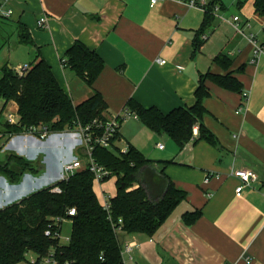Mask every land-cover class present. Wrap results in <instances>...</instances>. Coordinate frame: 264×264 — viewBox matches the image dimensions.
<instances>
[{"label": "crops", "instance_id": "1", "mask_svg": "<svg viewBox=\"0 0 264 264\" xmlns=\"http://www.w3.org/2000/svg\"><path fill=\"white\" fill-rule=\"evenodd\" d=\"M247 4L252 7L246 8ZM1 6L11 11L9 16L0 15V27L8 33L5 42L12 39L10 51L18 53L14 69L31 63L40 49L74 103L97 90L109 115L121 113L130 98L164 112L192 106L201 75L235 77L250 93L240 113L236 110L242 103L241 91L225 88L210 77L205 82L209 96L204 123L217 136V145L200 139L180 149L175 140L152 131L139 118L122 121L119 147L133 144L150 158L147 153L152 148L146 142H155L162 156L150 158L151 166L163 169L187 192L154 235L125 236L124 243L135 240L138 246L123 259L124 264H264V55L253 61L255 46L247 37L253 33L264 44V16L255 11L254 0L237 4L241 12L223 9L214 14L198 50L195 37L205 13L179 0H160L155 5L151 0H2ZM235 15L240 16L243 33L235 27ZM41 16L47 17L44 27L38 24ZM20 25L27 28L33 44L20 40ZM76 41L95 50L105 62L93 86L64 63L67 49ZM219 53L226 56L222 62L215 60ZM158 58L166 62L159 63ZM0 100L2 108L4 100ZM11 107L18 111L15 101ZM3 120L0 160L14 152L37 161L42 169L24 173L17 182L0 181V208L51 184L63 159L85 156L82 146L61 138V131L44 140L23 133L3 136ZM233 167L252 169L258 176L241 195L236 192L241 180L231 173ZM111 178L95 185L99 200L102 192L116 195V177ZM154 192H158L155 187ZM198 209L201 216L193 224L185 223L183 214ZM71 229L72 223L70 233ZM36 256L30 251L17 264H32Z\"/></svg>", "mask_w": 264, "mask_h": 264}, {"label": "trees", "instance_id": "2", "mask_svg": "<svg viewBox=\"0 0 264 264\" xmlns=\"http://www.w3.org/2000/svg\"><path fill=\"white\" fill-rule=\"evenodd\" d=\"M221 2L210 0L203 25L195 37L197 50L205 42L202 35L212 25L214 6L223 8ZM242 3L239 0L238 4ZM254 8L264 16V0H254ZM0 15L4 16L1 12ZM19 38L34 43L22 25ZM225 57L224 53H219L215 60L222 62ZM64 63L89 86L94 85L105 66L103 58L81 41L67 49ZM207 77L225 88L243 92L242 84L230 74L215 76L209 73L199 77L192 106H179L164 112L157 106L146 107L130 98L124 107H128L152 131L171 137L180 149L188 142L200 139L217 145V136L204 123L207 113L205 99L209 96L205 83ZM0 99L4 100L0 113L4 112L8 102L15 101L20 115L17 125L7 120L2 122L3 136L23 133L26 128L40 123L47 124L52 131L73 129L90 124L96 118H105L107 110V103L97 90L81 103H74L40 49L25 71L12 67L3 70ZM93 155L98 163L112 172L111 177H116L117 192L111 198L110 213L98 198L94 174L88 168L35 190L0 208V264L24 261L30 251L44 256L51 250H54L58 264H124L122 245L125 236L136 233L154 235L187 198V192L177 187L163 169H154L151 166L153 160L133 144L128 145L126 153L120 152L119 147L97 146ZM41 169L33 160L14 152L0 160V174L11 182L19 181L26 172L37 174ZM56 186L61 188L60 192L54 191ZM154 187L158 189L157 193ZM73 207L76 214L69 216L67 212ZM201 214L199 209L188 211L183 214V220L193 224ZM59 217H68L72 223L67 242L46 234L48 229L53 232L61 230L62 223L56 221Z\"/></svg>", "mask_w": 264, "mask_h": 264}, {"label": "built area", "instance_id": "3", "mask_svg": "<svg viewBox=\"0 0 264 264\" xmlns=\"http://www.w3.org/2000/svg\"><path fill=\"white\" fill-rule=\"evenodd\" d=\"M0 12H2L3 15L9 16L11 11H4L2 9L1 3L2 0H0ZM158 1L160 0H151V4L155 5ZM181 2H184L186 5L189 7L197 8L202 11L208 10V5L210 0H179ZM221 10L219 5L214 6L213 12L216 14ZM235 27L237 31L243 33L242 28L239 25V20L240 16L235 15L233 17ZM38 24L41 27H44L47 25V17L46 16H41L38 19ZM202 37L204 39L207 38V34H203ZM250 41L254 43V59L253 61L256 62L262 55H264V44L258 43V40L256 39L255 34L251 33L247 36ZM159 63H165L166 60L164 59H157ZM28 68V64L22 65L19 70L25 71ZM242 103L241 105L237 108L236 113H240L243 110V106L248 103L250 93L247 90H244L242 92ZM5 118L8 123L17 125L19 124L20 121V115L18 111H14L13 109L10 110L9 113L5 114ZM135 117L138 118L136 114L130 112L128 107H124L121 113L118 114H112L110 116H106L105 118H96L94 119L90 124L87 125H79L73 129H68V130H63L61 131V138L62 139H67L70 138L75 141V144L78 146H82L85 151V157H87V160L85 161L84 159H81L79 156H73L72 158L68 159H63L62 161V166L60 173L58 177L52 182H56L59 180H65L69 178L71 175L74 173L82 170V169H90V171L93 172L94 174V180L96 184H101L102 182L106 181L109 179L112 175V172L105 167L104 165H101L100 163L97 162L93 155V151L95 147L100 146L108 149H113L115 147H119L118 141L119 139V133H120V126L123 120L129 117ZM195 132H197V128L195 127ZM53 131L50 129V127L45 124V123H40L39 125H32L28 128H26L23 131V134L25 136L28 135H34L37 136L39 139L44 140ZM158 147L161 149L164 148L163 143H158ZM120 152L126 153L128 151V145H124L119 147ZM231 173L237 177L240 178L241 184L236 188L237 195H241V192L243 188L246 185H249V183L252 180H256L258 178L256 172L252 169H247V168H232ZM54 191L60 192L61 188L59 186L54 187ZM111 195H109L106 192L101 193V204L103 208L110 213L111 210ZM68 215L73 216L76 214V209L70 208L68 210ZM69 219L68 217H59L56 218V221L58 224L62 223L66 220ZM70 220V219H69ZM119 222H122V218H119ZM61 230L59 231H51L48 229L46 231V234L48 236H53L55 238H58L61 242V237H60ZM69 237L67 238L68 241ZM138 246L137 241L132 240V241H126L122 245V254H125L126 252L131 253L133 249ZM32 264H58V260L54 256V250H51L49 254L44 255V256H36L32 260Z\"/></svg>", "mask_w": 264, "mask_h": 264}, {"label": "rangeland", "instance_id": "4", "mask_svg": "<svg viewBox=\"0 0 264 264\" xmlns=\"http://www.w3.org/2000/svg\"><path fill=\"white\" fill-rule=\"evenodd\" d=\"M221 1H222L221 3H222L223 8H221L220 11L223 12L224 11L223 9H226L225 11L227 13L228 12L229 13H234V11L241 12L238 9V6H237L239 0H221ZM242 1L243 2H247V0H242ZM248 7L251 8L252 5L251 4H247L246 8H248ZM4 32L5 31H3L2 28L0 27V77L2 76V73H3L2 70L6 69V68H9V67L15 68V66H16L15 64H17V62H18L16 59L19 57L18 53H16V52L14 53V52L10 51L12 39H9L7 42H5L6 37H8V33H4ZM1 103L2 102L0 100V108H1ZM12 104H14V101H10L6 105V108L4 109V112L0 113V121L3 120V116L6 117L5 116L6 113L10 112V110L12 108L11 107ZM104 114L107 117L111 115V114L109 115V114H107L105 112H104ZM4 120H6V118H4ZM4 120H3V123H4ZM2 128H4V127H2ZM0 142H1V139H0ZM146 144H147V146H151V148H152L151 152L147 153L150 158L159 159L160 156H162V155H160L161 153L157 149L154 148L155 142L152 143V145H151L150 142H146ZM80 157H81V159H84L85 161L87 160V157L83 156L82 154H80ZM1 158H2V156L0 155V159ZM34 162L36 164H39L37 161H34ZM3 177L4 178H0L1 182H3V183H9L10 182L9 179L6 178L4 175H3ZM111 179L113 180L114 178H111ZM104 182H106V181H104ZM104 182H102V184ZM102 184H100V185H102ZM115 186H116V183L115 184L113 183V187H115ZM99 188H101V187H99ZM31 192H33V190L30 191L29 193H31ZM29 193H25L24 195L22 194L20 196L24 197V196L28 195ZM109 194H111V192ZM70 228H71V222H70L69 219H66L63 222V224H62L61 233H60V237H61L62 242H67V237L69 236Z\"/></svg>", "mask_w": 264, "mask_h": 264}]
</instances>
